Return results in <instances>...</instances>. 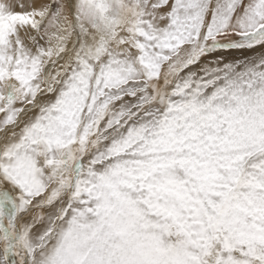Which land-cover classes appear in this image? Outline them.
Here are the masks:
<instances>
[{
    "label": "snow or ice",
    "instance_id": "obj_1",
    "mask_svg": "<svg viewBox=\"0 0 264 264\" xmlns=\"http://www.w3.org/2000/svg\"><path fill=\"white\" fill-rule=\"evenodd\" d=\"M15 7L0 264H264V0Z\"/></svg>",
    "mask_w": 264,
    "mask_h": 264
},
{
    "label": "rangeland",
    "instance_id": "obj_2",
    "mask_svg": "<svg viewBox=\"0 0 264 264\" xmlns=\"http://www.w3.org/2000/svg\"><path fill=\"white\" fill-rule=\"evenodd\" d=\"M0 2H10V3H30V0H0ZM239 54V53H237ZM251 54V53H247Z\"/></svg>",
    "mask_w": 264,
    "mask_h": 264
},
{
    "label": "bare ground",
    "instance_id": "obj_3",
    "mask_svg": "<svg viewBox=\"0 0 264 264\" xmlns=\"http://www.w3.org/2000/svg\"><path fill=\"white\" fill-rule=\"evenodd\" d=\"M14 4L16 5L15 10H17V11L24 10V9H21V8L19 7V4H20V3H14ZM24 4L27 6L28 3H24ZM230 55H240V54H237V53H231Z\"/></svg>",
    "mask_w": 264,
    "mask_h": 264
}]
</instances>
